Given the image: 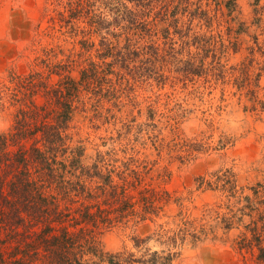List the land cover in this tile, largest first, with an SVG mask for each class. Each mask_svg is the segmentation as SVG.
<instances>
[{
	"label": "trees",
	"instance_id": "1",
	"mask_svg": "<svg viewBox=\"0 0 264 264\" xmlns=\"http://www.w3.org/2000/svg\"><path fill=\"white\" fill-rule=\"evenodd\" d=\"M45 1L51 5L47 23L37 27L32 44L46 38L53 44L41 45L26 61L25 72L10 68L0 75V112L10 117L0 131V264H172L183 245L220 240L241 227L235 249L248 251L254 264H264L261 181L242 193L230 168L196 177V188L217 191L223 201L216 209L204 203L198 216L188 218L181 197L153 183L169 174L165 165L145 155L105 161L96 149L91 157L85 140L73 132L77 117L93 118L96 106L120 110L133 104L137 83L161 85L167 65L180 77L211 70L212 78L221 80L226 54L238 50L237 37L254 38L232 14L234 0ZM250 5V24L258 27L264 3L251 0ZM217 16L222 32H189L191 25L209 30ZM76 36L73 57L64 52L62 40ZM184 46L193 52L177 58ZM239 66L234 81L239 78L245 86L247 71ZM244 91L253 110V91ZM188 144L193 150L195 143ZM171 203L177 210L168 215ZM162 216L173 225L167 233L155 220ZM142 220L153 228L144 237H131L137 256L124 247L108 251L99 245L101 233ZM160 235L176 250L145 246Z\"/></svg>",
	"mask_w": 264,
	"mask_h": 264
},
{
	"label": "rangeland",
	"instance_id": "2",
	"mask_svg": "<svg viewBox=\"0 0 264 264\" xmlns=\"http://www.w3.org/2000/svg\"><path fill=\"white\" fill-rule=\"evenodd\" d=\"M234 2L232 14L249 26L254 38L244 34L237 37L238 50L226 54L221 80H214L211 70L200 77H180L167 65L162 70L166 78L161 85L147 80L134 86L133 104L120 110L106 104L99 108L95 105L93 118L81 115L74 122V138L85 140L86 154L91 157L96 149L103 153L105 161L109 156L120 159L145 155L157 165H165L169 174L153 183L181 197L182 214L188 218L198 216L204 203L216 209L223 201L217 191L203 186L196 188L198 176L230 168L242 193H248V187L255 181L264 185V12H258V27H255L250 24L251 0ZM263 3L264 0H259V5ZM49 8L51 5L45 0H0V75L10 68L25 72L26 61L39 53V47L53 44L48 38L40 45L32 44L37 27L43 28L47 23L45 13ZM218 21L220 16L212 20L209 30L191 25L189 32H222ZM77 37L62 40L64 52H71L73 57L78 50ZM179 47L177 40L174 48ZM186 51L193 52V47L184 46L176 57L185 59ZM241 65L247 71L245 86L238 84L239 78L234 81L238 77L235 69ZM245 87L252 89L256 102L261 103L255 102L253 110L244 93ZM147 110L153 114L151 120L146 118ZM9 119L7 112H0V131L7 127ZM189 140L195 143L193 150H189ZM176 210L171 203L166 213L172 215ZM155 220L162 223L166 233L173 226L164 223V216ZM152 228L151 221L142 220L133 226H115L98 235L97 240L103 250L124 247L137 256L131 237H144ZM242 231V227L232 229L221 235L220 240L185 244L172 264H254L248 251L235 249ZM165 236L148 239L145 246L151 250H176Z\"/></svg>",
	"mask_w": 264,
	"mask_h": 264
}]
</instances>
